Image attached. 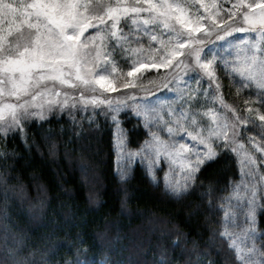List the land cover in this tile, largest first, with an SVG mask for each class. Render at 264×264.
<instances>
[{
  "label": "snow or ice",
  "instance_id": "6c2138e0",
  "mask_svg": "<svg viewBox=\"0 0 264 264\" xmlns=\"http://www.w3.org/2000/svg\"><path fill=\"white\" fill-rule=\"evenodd\" d=\"M201 7L207 13L206 19L186 14L181 4L170 3L169 0H142V3L137 0L129 4H106L104 0H0V136L5 139V144L9 135H22L26 142V125L36 120L41 123H49L52 119L63 120L66 110L69 122L78 129L74 133L76 136L84 134L85 123L95 125L100 116L107 120L111 115L112 122L119 124L118 113L129 108V101L134 119L139 120L141 115L156 112L157 107H152L155 94L146 91L144 97H138L136 80L137 74L149 70L158 72L163 67L167 69L166 74L158 83H153L158 90L171 92V97L164 98L169 100L170 119L163 120L160 116L155 119L167 125L164 130L170 137L174 132L181 134L179 144L176 143L177 138L165 141L158 132H149L150 139L140 141L138 147L125 151L126 143L118 135L115 147L120 157L116 168L119 178H128L130 165L137 157L148 159L151 173L161 156L170 164L174 162V155L179 156L182 161L180 177L173 181L165 173V186L176 195H181L190 187V182H195L202 168L221 155V144L225 149L230 144L234 145L231 150L242 155L241 164L242 167L247 164V175H255L253 166L257 163L256 158L247 152L241 153L242 145L238 142L237 129L249 122V116H241L224 101L220 94L217 65L225 70L232 65V70L244 78L243 87L250 89L254 85L264 91V0H234L226 11L227 19L216 11L219 6L214 0L210 4L202 2ZM124 19L131 20V24L135 25L134 31L130 29L125 33L120 27ZM149 25L159 26L163 32L153 34L147 27ZM237 32L243 37L235 38L233 34ZM139 33L159 42L163 55L155 57L158 62H152L153 57H149L147 63L134 60V66L127 71L128 79L124 81H114L104 75L108 64L114 63L110 58L115 47H120L125 53L130 49L137 55L144 51L142 45L131 47ZM213 34H216L217 42L229 37L233 39L234 43H225L228 48L235 47L238 53H243L242 66L236 67L217 50ZM112 40L115 44L109 42ZM225 43L220 45L221 49ZM149 51L155 53L156 50L149 48ZM236 59H240L239 54ZM205 78L208 85L202 87ZM193 80L195 88L192 87ZM213 85V101L233 112L231 124L226 116L221 121L220 114L208 109L204 114H210L211 119L205 127L198 119L199 110L191 107L198 94L201 91L207 94ZM117 86L126 90L124 94L117 91ZM161 95L163 97V92ZM177 99L179 104L173 107ZM259 102L264 105V98ZM57 107L61 110L59 116L53 114ZM164 107L163 102L158 104L160 110ZM246 112L257 114L264 131V113L250 106ZM77 116L81 119L77 120ZM148 126L151 128V124ZM249 139L255 143L252 135ZM7 154L4 152L5 157ZM121 161L125 163L121 164ZM241 186V183L234 186V194L240 192ZM243 187L248 205L245 214L247 227L243 234L254 237L258 206L256 185L244 184ZM207 194L211 202V189ZM221 235L229 238L230 248H235L237 259L243 264H264V243L258 247L253 241L250 248L242 249L236 234L229 232L227 227ZM7 254L12 264H28L26 257H17L15 249L9 248ZM201 255L198 253V259ZM64 264H88V261L81 262L77 258L66 260ZM153 264H168L164 250ZM209 264H214V261L209 260Z\"/></svg>",
  "mask_w": 264,
  "mask_h": 264
},
{
  "label": "trees",
  "instance_id": "16d2710c",
  "mask_svg": "<svg viewBox=\"0 0 264 264\" xmlns=\"http://www.w3.org/2000/svg\"><path fill=\"white\" fill-rule=\"evenodd\" d=\"M214 2L227 19L234 0ZM129 20H122L120 27L127 28ZM166 71L149 70L138 81L151 83ZM217 75L224 100L241 116L248 115L250 105L264 113L262 97L252 102L253 92L229 83L219 69ZM60 113L55 108L53 114ZM64 115L63 120L26 125V142L22 135H9L5 144L0 136V264H12L9 248L17 250V257H26L28 264H64L77 258L88 264H153L162 250L168 264H209V260L242 264L221 235V198L239 177L231 144L228 149L223 146L221 155L176 197L152 183L139 164L126 180L117 177L111 115L107 120L100 116L92 126L85 123L81 136L74 135L78 129L69 122L67 110ZM118 115L128 145L138 147L146 137L140 121L132 118L131 108L121 109ZM250 124L264 144L261 126L256 119ZM258 218L264 243L263 211ZM198 253L202 254L199 259Z\"/></svg>",
  "mask_w": 264,
  "mask_h": 264
},
{
  "label": "rangeland",
  "instance_id": "374dc122",
  "mask_svg": "<svg viewBox=\"0 0 264 264\" xmlns=\"http://www.w3.org/2000/svg\"><path fill=\"white\" fill-rule=\"evenodd\" d=\"M124 1V0H123ZM215 1V0H214ZM24 2H27V0H24ZM137 2V1H135ZM142 3V0H140ZM159 2V0H157ZM170 3H179L185 8L186 14L195 17L196 15H200L207 18V13L204 12L203 7H201V3L210 4L213 2V0H169ZM216 11H218L216 9ZM219 15L222 16L221 11H218ZM149 30L156 35H160L163 32V29L156 25H149L147 26ZM179 27V25H177ZM135 30V25L131 24V20H129L127 24V28H124L125 33H127L129 30ZM91 34V32H89ZM199 35V34H197ZM166 36V33H165ZM235 38H242L243 34L241 33H235L233 34ZM213 42L216 43V48L218 51H220L226 59L232 61V64L236 67H240L243 65V53H238L237 49L235 47L228 48L225 41L228 43H234L233 39L231 37L225 38V41L217 42L216 39H212ZM134 41L131 45L133 48H138L141 45L143 46L144 51L140 53L139 55L129 51L125 53L122 51L120 47H115L113 56L110 58L114 61V63L108 64V71L103 73L104 75H108L111 79L114 81H124L127 80V71L130 66L133 65L134 60H139L140 62L147 63L149 62V57H153L152 62H158V59H156V56L163 55V52L159 48V42L158 41H151L150 36L144 33L136 34L134 37ZM112 44H115V41H109ZM222 43H225V47L223 49L220 48V45ZM125 47H128V45H125ZM262 47H264V42H262ZM149 48L156 50L155 53L152 51H149ZM239 54L240 59H236L237 55ZM191 60V57L188 58ZM163 68V67H162ZM218 69L222 71L223 75L228 79L229 83H235L238 86V89L241 91H251L254 94V99H260L261 97L264 98V91L258 90L254 85L252 88L243 87L244 84V78H242L237 71L232 70V65L229 66V69L225 70L220 65H217V71ZM259 71V69H256ZM167 72V71H166ZM166 72L161 76L163 77ZM191 75V73H189ZM140 74H137V80L136 83L139 85V87H136V94L138 97H144L146 95V91H150L155 94V101H152V107H157L156 112H150L148 115H141L139 118V121L141 125L143 126L146 137L145 139H150L148 136L149 132H158L163 140L168 141L171 138H177L176 143L179 144L178 137L181 135L179 133L174 132L172 134V137L169 136V134L164 130L167 125L163 122H158L155 117L160 116L163 120H169L170 117L168 115V108L167 104L169 103V100L164 99L165 97H171V92L160 89L158 90L156 86V83L153 84V82L148 83H141L138 81ZM160 77V78H161ZM160 78L158 77L155 81L158 83ZM171 79V78H169ZM221 81V80H220ZM153 84V85H152ZM221 84V82H220ZM152 85V86H150ZM208 81L207 78L204 79V83L202 87H207ZM175 87V85H174ZM192 87H196L195 80L192 81ZM222 87V85H221ZM117 91H119L121 94H124L126 91L125 89H121L117 86ZM178 91H182V89H179ZM163 92V97L161 93ZM215 94V85L212 86L211 91H209L207 94H205L203 91H201L198 94L197 100L191 105L193 109H198V119L201 124H203L205 127L210 123V114L205 115V111L208 109H214L216 113L220 114L221 121H223V117H227L228 122L231 124L233 120V112L231 109H225L222 107L219 102L213 101L212 97ZM220 94L221 89H220ZM105 95H115V93H105ZM224 99V98H223ZM225 101V100H224ZM160 102H163L165 104V107L163 110H160L158 108V104ZM227 104H229L227 101H225ZM179 104V100L177 99L175 103L173 104V107ZM230 105V104H229ZM251 108L256 109L255 107L251 106ZM129 108H131V102L129 101ZM141 109L143 110V105H141ZM119 114V113H118ZM241 115V114H240ZM249 115V114H248ZM250 119L249 122L243 126H241L237 131L239 132L238 136V142L242 147L240 148V152L244 153L247 152L248 154L254 156L256 158L257 163L253 166L255 169V175H247L248 173V166L245 164L242 167L241 160L243 159L242 155H237V162L239 167V177L236 181H234L231 184L229 193L225 196V198L230 197V199H224L223 203V209H224V216H223V228L227 227L229 232L235 233L237 237V243L239 244L240 248H250L253 244V241L255 244L259 247L261 243V230L259 228V213L263 211L264 213V151H261L262 148H264V144H262L257 136L252 133L250 127V123L256 122L259 126H261V122L258 119V116L255 112L251 113L249 115ZM120 123L114 124L113 122V146H114V159H115V173L117 168V160L120 159V157L117 154L116 150V139L119 135L120 139L124 140L126 143L125 151H127L128 148H131L128 145L127 142V135L126 130L122 126L121 119L119 117ZM112 121V118H111ZM149 124H151V128H149ZM259 132L260 130L257 129ZM186 137V134H184ZM252 135L254 137L255 143L253 140L249 139V136ZM234 146V145H232ZM223 147V145H220V149ZM153 158L155 159V155L153 154ZM172 159V158H170ZM125 163V161H121V164ZM135 164L141 165V167L144 169L146 175L150 178L152 183L161 185V188L165 190L168 194L172 196H180L173 193L169 188L165 186V173H168V178L175 181L177 178L180 177L181 174V168H182V161L179 156L174 155V162L169 163L168 159H164L163 156H161L160 160L156 162L154 167L151 170V173L149 172L148 164L149 161L147 158L141 160L139 157L136 158V160L130 165L129 175L131 174L132 168ZM117 175V173H116ZM119 178V176L117 175ZM120 179V178H119ZM121 180V179H120ZM124 181V180H122ZM237 183H241L242 186L240 188V192L238 194H234V186ZM255 184L256 185V191H257V209H256V220L257 224L255 226V236H245L243 234V230L247 227L245 222V214L247 211V195H245V188L243 187L244 184ZM192 183L190 182V187ZM189 187V188H190ZM188 188V189H189ZM187 189V190H188ZM250 195V193L248 194ZM228 245L230 244L229 238L224 237ZM236 254L235 248H232ZM237 256V255H236ZM240 261V260H239ZM242 264L243 262L240 261ZM100 264H103L101 262Z\"/></svg>",
  "mask_w": 264,
  "mask_h": 264
}]
</instances>
